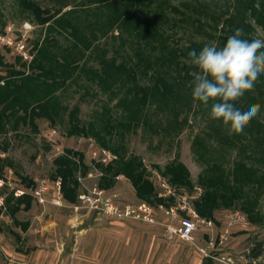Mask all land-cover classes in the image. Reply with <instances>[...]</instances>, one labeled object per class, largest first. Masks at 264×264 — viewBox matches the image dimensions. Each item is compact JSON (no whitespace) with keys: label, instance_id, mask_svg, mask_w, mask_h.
Here are the masks:
<instances>
[{"label":"rangeland","instance_id":"obj_1","mask_svg":"<svg viewBox=\"0 0 264 264\" xmlns=\"http://www.w3.org/2000/svg\"><path fill=\"white\" fill-rule=\"evenodd\" d=\"M33 1L42 9L51 12H64L88 3L87 0ZM142 1L143 6L149 5L151 25L169 38L168 44L182 49L194 43H215L218 46L217 38L229 35L235 29L234 24L224 23L225 18L230 16L243 17L251 26L250 32H244V35L250 36L256 26L239 0ZM64 6L66 7L63 8ZM93 8L94 5H90L87 10ZM103 18L99 15L95 18L80 13L83 25L87 21L94 22L95 19L102 22ZM26 24L30 28L25 26ZM8 25L17 32L28 28V43L33 56H36V48L44 46L45 42L51 39L61 48L70 45V41L63 35L50 31L47 25L39 24L32 14L23 11L15 0H0V31ZM143 28L146 35L147 28ZM98 46L108 51V57L114 56L119 62L139 47L146 54L151 52L145 47L144 41L133 32H120L117 29L102 37ZM58 47L50 48V51L57 52ZM1 52L5 53V63L15 64L17 57L12 52L3 49ZM186 62L190 63V59ZM86 65L88 68L99 67L97 59L89 54L86 57ZM0 70L5 74L2 68ZM31 73L32 70L28 74ZM141 82L146 83V80L142 78ZM57 95L62 105L70 109L78 107L81 125L92 124L97 129H101L105 124L114 125L111 136L106 135L108 146L118 148L126 157L135 156L141 159L150 180V170L161 172L165 165L175 161L184 164L194 186L192 192L175 187L180 194L189 193L195 196L194 188L199 187L196 184L197 177L204 168L196 161L191 149L194 137L212 127L221 128L227 136L232 134V129L224 126L222 120L210 118L214 101H209L208 105L194 103L193 110L187 114L188 123L180 131L174 130L168 135L163 132L156 134L140 126L136 131L128 132L118 125L121 119L120 110L115 106L118 98H111L101 92L96 84L87 80L82 70H78L66 81V85ZM149 112L152 122L161 126L167 124L165 113L158 111L154 106L149 108ZM254 118L264 123V109ZM36 123V132L20 125L16 131L0 133V156L10 163L4 168L3 178H0L5 184L0 188V195L5 198L13 188L19 187L38 190L43 199L40 203L32 197L31 209L20 211L16 215L18 221L29 222L25 232L13 223L3 207L0 208V264H206L208 260L211 261L209 264H264V255L256 260L248 258L254 244L264 240V225L249 224L243 214L240 218L234 216L236 211L242 213L238 206L215 211L216 221L212 232L208 234L200 229L193 239L188 241L168 236L163 225L164 217L160 212H156L154 223L115 220L90 212L78 201V195L94 186L104 190L106 194L117 195L116 202L120 206L134 205L141 201L136 198L127 178L117 179L110 188L99 187L102 174L94 163L99 161L98 150L101 147L95 139L67 136V119L56 126H51L45 120H37ZM238 133V144L244 142L249 144L248 147L254 145L253 138L246 132ZM212 145L215 149L212 156H223L226 167H231L233 162L242 159L248 166L257 168L258 176L264 173V167L257 161L244 159L237 145L226 147L213 139ZM65 149L82 153L84 163L89 167L84 176L80 175V171L77 172L80 186L74 204L63 200L61 192L55 188V182L60 179L53 178V161L62 155ZM25 177L31 180L33 185L26 186L22 182ZM153 184L155 187L154 182ZM245 190L250 196L258 199L257 207L264 215V189L261 194H257L252 188ZM155 192L157 194L156 188ZM221 236L224 237L222 244Z\"/></svg>","mask_w":264,"mask_h":264},{"label":"trees","instance_id":"obj_2","mask_svg":"<svg viewBox=\"0 0 264 264\" xmlns=\"http://www.w3.org/2000/svg\"><path fill=\"white\" fill-rule=\"evenodd\" d=\"M15 1L23 11L32 14L39 24L47 25L50 31L63 35L70 41V45L61 48L51 39L46 41L44 46L36 48V56L29 65L31 74L26 73L25 65L18 58L13 65L5 63V53L0 49V69L5 72L2 74L3 71L0 70V133L16 131L20 125L36 132L37 120H45L51 126H56L67 119V136L93 138L101 148L109 149L117 156L115 161L107 165L94 163L102 174L99 187H113L116 177L123 175L132 185L139 201L150 205L164 203L163 199L157 197L154 184L146 175L142 160L135 156L126 157L118 148L108 146L106 135L111 136L114 125L105 124L101 129L92 124L81 125L78 107L70 109L62 105L57 92L78 70H82L87 80L96 84L101 92L111 98H118L115 106L121 113L118 122L121 128L134 132L144 126L153 133L163 132L168 135L171 131L182 130L188 123L187 114L193 110L194 103L200 104L192 98L190 83L193 80L191 73L196 69L186 60L190 59L188 53L191 50L199 51L206 44L194 43L186 49L168 44L169 38L151 25L149 5L143 6L142 0H87V4L64 12L42 9L33 0ZM239 2L249 13L254 24L264 28V0ZM90 5L95 8L87 10ZM80 13L104 18L102 22L95 19L94 22L87 21L83 25ZM224 23L234 24L235 29L231 34L217 38L218 47H223L236 29H243L244 32H250L251 29L243 17L230 16L225 18ZM144 26L148 31L146 35ZM114 29L133 32L144 41L145 47L151 51L150 54H146L139 47L130 55L127 54L121 62L114 56L108 57V51L99 47L98 42ZM244 38H250L249 34L244 35ZM35 46L37 47V44ZM53 47H58V53L50 51ZM87 54L97 59L98 68L87 67ZM183 59L185 61H182ZM142 78L146 83L141 82ZM232 103L245 109L248 105L259 104L260 110L264 109V74L260 75L252 90ZM152 106L166 114V125L161 126L151 121L149 108ZM243 132L253 138L252 147H248L249 144L244 142L238 144V132L232 130L231 136H227L217 127L194 137L192 152L196 161L204 166L196 181L202 192L194 201V208L201 217L215 222V211L238 206L249 224L262 226L264 215L257 207L258 199L250 196L245 189L252 188L257 194H261L264 189V173L258 176L257 168L248 166L242 159L233 162L231 167H226L223 156H212L215 151L213 139L222 146L237 145L244 159L255 160L264 167V148H261L264 146V123L253 118ZM9 164L5 158L0 157V178H3L4 168ZM53 164V178L60 179L63 200L70 204L76 203L80 186L77 172L80 171V175L84 176L89 169L84 163L83 154L65 149L62 155L54 159ZM161 173L176 188L193 191L194 184L190 173L181 162L175 161L165 165ZM22 182L28 187L33 185L26 177L22 178ZM32 203L33 199L29 194L14 197L13 192L8 193L3 201L5 213L24 232L27 231L29 222L18 221L16 215L20 211H29ZM263 255L264 240H261L254 244L248 258L256 260Z\"/></svg>","mask_w":264,"mask_h":264},{"label":"built area","instance_id":"obj_3","mask_svg":"<svg viewBox=\"0 0 264 264\" xmlns=\"http://www.w3.org/2000/svg\"><path fill=\"white\" fill-rule=\"evenodd\" d=\"M25 26H30L26 24ZM28 28L24 31H18L12 26H6L0 31V49L12 52L24 65L25 71L29 73V65L34 60L32 50L29 46ZM99 161L107 165L117 159V156L108 149L100 148L98 150ZM1 157V156H0ZM150 178L155 183L157 197L163 199L164 203L150 205L146 202H139L134 205H118L117 195L106 194L104 190L97 186L87 192L78 195V201L85 205L90 211L98 215L115 220H133L144 223H154L156 212H160L164 217L163 225L169 237H176L183 241L193 239L194 234L200 229L204 233L212 232L214 221L201 217L194 208V201L200 196L201 188H194V195L189 193H178L175 186L171 185L168 179L158 170H150ZM123 175L117 176V179H124ZM45 183V181H43ZM4 181L0 179V188ZM11 185V184H8ZM55 188L60 192V181L55 182ZM14 197H20L29 194L40 203L43 199L38 190H27L24 188H13L11 190ZM4 197L0 195V208L3 207ZM244 215V214H243ZM234 216L240 218L242 213L239 211ZM224 237H220V244ZM212 245V244H211Z\"/></svg>","mask_w":264,"mask_h":264},{"label":"clouds","instance_id":"obj_4","mask_svg":"<svg viewBox=\"0 0 264 264\" xmlns=\"http://www.w3.org/2000/svg\"><path fill=\"white\" fill-rule=\"evenodd\" d=\"M188 56L196 69L190 82L193 100L204 105L214 101L210 118L242 132L261 106L251 104L245 109L232 102L252 90L264 74V28L254 26L250 38H244L243 29H236L223 47L206 44L199 51L191 50Z\"/></svg>","mask_w":264,"mask_h":264},{"label":"crops","instance_id":"obj_5","mask_svg":"<svg viewBox=\"0 0 264 264\" xmlns=\"http://www.w3.org/2000/svg\"><path fill=\"white\" fill-rule=\"evenodd\" d=\"M211 261L210 260H208L207 262H206V264H209Z\"/></svg>","mask_w":264,"mask_h":264}]
</instances>
